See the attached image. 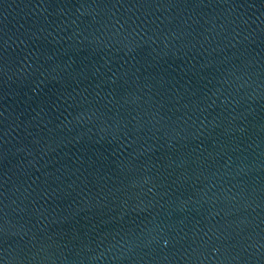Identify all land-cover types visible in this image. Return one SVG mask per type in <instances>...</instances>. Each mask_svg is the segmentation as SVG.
<instances>
[{
    "label": "water",
    "instance_id": "obj_1",
    "mask_svg": "<svg viewBox=\"0 0 264 264\" xmlns=\"http://www.w3.org/2000/svg\"><path fill=\"white\" fill-rule=\"evenodd\" d=\"M0 264H264V0H0Z\"/></svg>",
    "mask_w": 264,
    "mask_h": 264
}]
</instances>
